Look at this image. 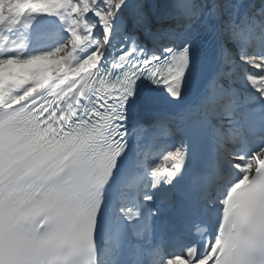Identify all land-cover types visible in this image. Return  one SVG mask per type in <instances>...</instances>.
<instances>
[{
    "label": "snow or ice",
    "instance_id": "snow-or-ice-1",
    "mask_svg": "<svg viewBox=\"0 0 264 264\" xmlns=\"http://www.w3.org/2000/svg\"><path fill=\"white\" fill-rule=\"evenodd\" d=\"M0 264H264V0H0Z\"/></svg>",
    "mask_w": 264,
    "mask_h": 264
}]
</instances>
